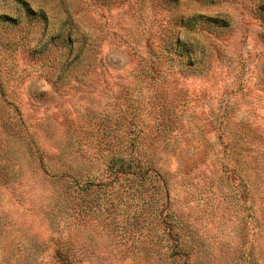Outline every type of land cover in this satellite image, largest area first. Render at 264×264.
<instances>
[{"label":"rangeland","instance_id":"1","mask_svg":"<svg viewBox=\"0 0 264 264\" xmlns=\"http://www.w3.org/2000/svg\"><path fill=\"white\" fill-rule=\"evenodd\" d=\"M127 148L181 236L73 187ZM67 258L264 264V0H0V264Z\"/></svg>","mask_w":264,"mask_h":264},{"label":"trees","instance_id":"2","mask_svg":"<svg viewBox=\"0 0 264 264\" xmlns=\"http://www.w3.org/2000/svg\"><path fill=\"white\" fill-rule=\"evenodd\" d=\"M40 16L44 17L45 14L41 12ZM178 44H183L181 39L178 40ZM119 152L120 154L112 157L105 178L96 181L71 176L70 180L73 183V187L88 194H91L94 189L98 193L102 191L120 192V186L117 189H115V186L119 182L124 184V181H126L127 183L124 186L125 188H127L126 185H128V188L132 187L133 197H144L150 208L157 205L159 209L157 215L162 218L164 229L170 232L175 230L177 235L181 236V232L174 229V212L165 195L168 190L167 181L163 178L161 172L150 164H143L141 159L135 155L136 150L127 148ZM63 178H65V175ZM112 204L113 202L111 201ZM116 206H118V203ZM65 255L62 254L61 256ZM68 258L64 261L65 264H75L73 260H68Z\"/></svg>","mask_w":264,"mask_h":264}]
</instances>
